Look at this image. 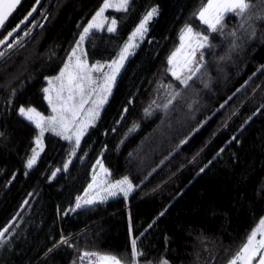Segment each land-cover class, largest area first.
I'll list each match as a JSON object with an SVG mask.
<instances>
[{"label":"trees","instance_id":"16d2710c","mask_svg":"<svg viewBox=\"0 0 264 264\" xmlns=\"http://www.w3.org/2000/svg\"><path fill=\"white\" fill-rule=\"evenodd\" d=\"M36 1L23 0L5 29ZM51 1L1 50L0 230L8 232L0 264H86L85 252L114 254L124 264V257L132 260L130 229L144 251L139 264H229L264 218V19L226 13L223 31L211 32L198 15L207 0H132L128 12L108 9L116 31L90 32V62L117 58L145 11L157 6L158 15L79 148L46 131L28 169L39 130L18 109L50 112L45 78L60 72L103 2ZM250 2L248 15L264 16V0ZM186 26L211 45L189 65L197 66L203 53L204 67L188 87L173 75L184 78L187 67L169 63ZM97 161L111 180L128 177L134 190L76 208ZM64 238L72 246L60 244Z\"/></svg>","mask_w":264,"mask_h":264},{"label":"snow or ice","instance_id":"6c2138e0","mask_svg":"<svg viewBox=\"0 0 264 264\" xmlns=\"http://www.w3.org/2000/svg\"><path fill=\"white\" fill-rule=\"evenodd\" d=\"M131 3L132 0H103L101 6L91 18V21L83 28L79 41L76 43L75 48L70 50V55L67 57L66 63L63 65L59 74L52 78H45L48 81V87L43 88L42 92L46 94L47 102L51 105V110L54 115L46 117L34 107H19V114L34 124L39 130L35 138L37 149L43 150L42 141L46 131H51L58 136H62L65 140L74 141V148H79L81 138L86 128L94 123L99 115V107L107 102V96L111 94L112 86L115 83L120 69L123 67V62L132 54L130 49L138 47V44L135 43L136 38L139 37L143 39L148 31L149 22L154 16L158 15V8L153 6L145 11L139 24L132 32L129 41L119 53L118 58L112 60L110 63L106 65H101L99 63L89 65L85 59L87 54L81 51L78 55L77 50L81 48L82 42L89 36L93 29L102 28L106 22L109 24L107 31L115 32L117 20L115 18L109 19V17L105 16V12L108 9L128 12ZM19 4L20 0H0V30H6L5 23ZM250 7H252L250 0H207L206 5L200 10L198 15L200 21L207 25L211 32H222L225 27L223 20L226 13H233L246 20L264 19V16H249L248 10ZM33 11H35V9H33ZM28 15L30 16L31 12H29ZM17 28H13L10 31L6 30L7 34L4 39H0V45L5 44L8 37H12L13 33L17 31ZM230 34L235 36L234 32ZM25 35H27V33H25ZM251 35H255L254 29ZM193 36L196 37V45L194 48H190L189 57L185 62L188 75L181 78L173 72V75L181 81L184 87H188V82L192 80L196 73L200 72L202 67H204L203 53H201L200 61L196 62L197 66H189L195 59L196 51L198 49H204L205 47H211L208 43L209 37L207 35H201L200 33H194L191 26L185 27L181 40H191ZM8 47L11 48L13 45L9 44ZM235 47L236 45L233 44V48ZM4 55L5 52L0 51V58H3ZM174 59L175 53L169 58V63H173ZM105 68H107L108 71H105ZM93 73H99V76L94 77ZM14 92L15 90H13V94ZM93 94H96L97 99L92 101L93 107L88 109L87 115L81 120L80 115L84 112V105L89 103ZM178 95L179 93L173 94L172 100ZM172 100H169L168 104H170ZM168 104H165L164 107L167 108ZM125 111H127V109H125ZM145 111L147 112V109ZM135 128L136 125H133V127L129 129V132L135 131ZM2 135L3 133H0V136ZM37 149H33L32 156L26 161V167L28 169H31L36 163L39 156V151H37ZM69 155H75V151L70 152ZM71 162V159H69L63 165V168L66 170ZM97 163L100 164L102 170L107 174V169H103L102 163L100 161H97ZM59 171H61V169H56V172ZM201 171H203V169H201ZM53 176H55V172ZM91 187L92 185H89V188ZM132 189L133 184L131 180L128 177H124L110 185L105 191L108 196H116L118 192L127 196ZM85 196H87V193ZM100 199L103 201L107 199V196L101 197ZM95 202L96 197H79L77 198L75 207L81 208L84 205H91ZM161 215H163V213H161ZM7 232V226L0 230V247L7 242L5 237V233ZM258 236L260 239H257ZM137 240L138 237L131 236L130 229L132 260L128 261L127 257H124V264H139L140 258L144 256L143 249L137 247ZM60 244L72 246L68 238L62 239ZM54 247H58V245H54ZM48 251L51 252L53 249H49ZM84 258H94L95 264H122V259L114 254L85 252ZM160 264H168V261L161 260ZM229 264H264V218L259 220L258 225L250 232L238 253L230 259Z\"/></svg>","mask_w":264,"mask_h":264},{"label":"rangeland","instance_id":"374dc122","mask_svg":"<svg viewBox=\"0 0 264 264\" xmlns=\"http://www.w3.org/2000/svg\"><path fill=\"white\" fill-rule=\"evenodd\" d=\"M153 7V6H152ZM155 7H157V6H155ZM105 16H107L106 15V12H105ZM93 17V16H92ZM108 17V16H107ZM155 17V16H154ZM153 17V18H154ZM109 19H111V18H109ZM91 21V19L88 21V22H90ZM152 21V20H151ZM150 21V22H151ZM88 22H86V23H84L83 25H82V28H81V32H80V34H79V36H78V38H77V41H76V43L79 41V37H80V35L82 34V31H83V28L86 26V24L88 23ZM150 22H149V24H148V30H149V25H150ZM139 24V23H138ZM109 26V24L106 22V23H104V25H103V27L102 28H107ZM101 29V28H100ZM193 29V32L194 33H199L198 31H196L194 28H192ZM134 31V30H133ZM148 32V31H147ZM132 34V33H131ZM184 34V30H183V32H182V34H181V37H182V35ZM201 34V33H200ZM146 35H147V33L144 35V37H143V39H140L139 37H137L136 38V40H135V43L136 44H138V47H139V45L141 44V42L144 40V38L146 37ZM202 35V34H201ZM130 37H131V35H130ZM129 37V38H130ZM85 41H86V39L82 42V44H81V48L79 49V50H77V52H78V55L80 54V52L81 51H83L84 53H85ZM129 41V39L127 40V42ZM126 42V43H127ZM76 43H75V45H76ZM125 43V44H126ZM18 44V43H17ZM124 44V45H125ZM182 44H183V47H182ZM75 45H74V47L73 48H75ZM195 45H196V37L195 36H193L192 38H191V40H188V39H185V40H180V43H179V45L177 46V49L175 50V59H174V61H173V63H171V65L173 66V68H175V69H183L184 67H185V62H186V60L188 59V57H189V52H190V48H194L195 47ZM124 47V46H123ZM138 47H134V48H132V49H130V51H131V53L133 54L135 51H136V49L138 48ZM123 49V48H122ZM121 49V50H122ZM200 50L201 49H198L197 51H196V56H195V59H197L198 58V56H199V53H200ZM173 53V54H174ZM131 54V55H132ZM69 55H70V53H69ZM68 55V56H69ZM131 55H129L128 57H127V59L123 62V67H124V65H125V63L127 62V60H128V58L131 56ZM173 56V55H172ZM118 58V57H117ZM117 58H115V59H117ZM85 59L87 60V63L89 64V65H93V64H96V63H99V64H101V65H106V64H108V63H110L111 61H94V62H90L89 60H88V58H87V56L85 57ZM194 59V60H195ZM193 60V61H194ZM66 63V62H65ZM123 67L120 69V72H121V70L123 69ZM105 71H108V69L107 68H105L104 69ZM120 72H119V74H120ZM59 74V73H58ZM57 74V75H58ZM118 74V75H119ZM57 75H55V76H57ZM118 75H117V77H118ZM55 76H53V77H55ZM93 76L94 77H98L99 76V73H93ZM117 77H116V79H117ZM52 78V77H51ZM116 81V80H115ZM115 84V83H114ZM47 87H48V85H47ZM113 87H114V85L112 86V89H113ZM111 92H112V90H111ZM109 96L110 95H108L107 96V100H108V98H109ZM97 99V96H96V94H93L92 95V99L89 101V103H87V104H85L84 105V112H82L81 113V115H80V119L81 120H83L84 118H85V116L87 115V111H88V109H90L91 107H93V104H92V101H95ZM104 104L105 103H103L100 107H99V113H100V111H101V109H102V107L104 106ZM23 107H25V108H27V107H29V106H23ZM31 107H33V106H31ZM35 108V107H34ZM38 112H40L39 110H37ZM42 115H44V116H52V115H54V113L52 112V110H51V105H50V112L48 113V114H44V113H42V112H40ZM88 128V127H87ZM87 128H86V130H87ZM86 130H85V132H86ZM43 144V143H42ZM35 149H37V146H36V148ZM37 151H39V155H40V150L39 149H37ZM33 154V153H32ZM32 156V155H31ZM30 156V157H31ZM39 157V156H38ZM38 159V158H37ZM37 161V160H36ZM102 163V165H103V169H107L106 168V166L103 164V162H101ZM121 179H123V178H121ZM121 179H119V180H121ZM119 180H111L110 179V177H109V171H108V169H107V174L102 170V168H101V166H100V164H98L97 162H96V164H95V167H94V172H93V175H92V178H91V181H90V183L88 184V186L86 187V189H85V191H84V193L82 194V196L81 197H85V198H91V197H96V202L95 203H97V202H99V201H101V197H104V196H107V199H109V198H112V197H116V196H119V195H124L123 193H119L118 192V194L116 195V196H108L107 195V192L105 191V189L106 188H108L110 185H112V184H114V183H116L117 181H119ZM89 185H92V187L91 188H89ZM134 190V185H133V189H132V191ZM132 191H130L129 192V194L127 195V196H129L131 193H132ZM87 193V196H85V194ZM104 200H106V199H104ZM103 200V201H104ZM94 204V203H93ZM257 239H260V237L258 236L257 237ZM86 264H95V259L94 258H86Z\"/></svg>","mask_w":264,"mask_h":264},{"label":"water","instance_id":"95a60500","mask_svg":"<svg viewBox=\"0 0 264 264\" xmlns=\"http://www.w3.org/2000/svg\"><path fill=\"white\" fill-rule=\"evenodd\" d=\"M23 0H20V4H21V2H22ZM53 1V0H52ZM51 1V2H52ZM44 2H45V0H37L36 1V3H35V5L32 7V9L29 11V12H31V15L29 16L28 14L25 16V17H23V19L14 27V28H17V26H18V28H17V31H15L14 33H13V36L12 37H8V39H7V41H6V43L5 44H3V45H0V51L2 50V48L5 46V45H7L24 27H25V25H27L28 23H30V21L31 20H33L34 18H35V16L38 14V12L40 11V9H41V7H42V5L44 4ZM51 2L49 3V5L46 7V9L44 10V12L42 13V15H41V17L39 18V20H38V22H37V24L33 27V29L31 30V32L28 34V35H30L35 29H36V27H37V25L39 24V22L41 21V19H42V17L44 16V14H45V12L47 11V9L49 8V6H50V4H51ZM19 4V5H20ZM19 5H17V7H16V9L19 7ZM15 9V10H16ZM33 9H35V11H33ZM15 12V11H14ZM13 12V13H14ZM12 13V14H13ZM12 16V15H11ZM10 16V17H11ZM9 17V18H10ZM9 18H8V20H9ZM7 22V21H6ZM6 24V23H5ZM1 31V30H0ZM27 35V36H28ZM6 36V35H5ZM5 36L2 38V39H4L5 38ZM26 36V37H27ZM26 37H24L21 41H19V43H21ZM18 43V44H19ZM7 53H9V51L7 52ZM6 53V54H7ZM5 56V55H4ZM2 60V58H0V61Z\"/></svg>","mask_w":264,"mask_h":264}]
</instances>
